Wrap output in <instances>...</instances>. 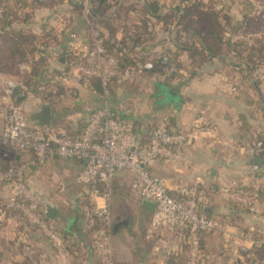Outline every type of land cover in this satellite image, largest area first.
<instances>
[{
    "label": "crops",
    "instance_id": "obj_1",
    "mask_svg": "<svg viewBox=\"0 0 264 264\" xmlns=\"http://www.w3.org/2000/svg\"><path fill=\"white\" fill-rule=\"evenodd\" d=\"M32 1L28 0L31 5H25L22 13L28 14L23 17L25 21L20 23L19 27L26 33H32L39 38H44L50 29H55V33H58L55 38L63 40L62 47H55V55H61L63 52L73 53L78 50L80 43L84 49L93 46L92 37L88 34L87 38L89 39L81 40V31L79 34L74 31L62 32L59 26L62 23V17L57 16L54 12L59 10L61 13L62 9L53 7L51 10L47 7L48 1L55 3L56 0H37L39 5L44 8L27 12L30 7L36 6ZM141 3L142 0H117L116 5L125 8L128 13L122 17L121 21H124L126 17L136 21L138 19L136 12L130 13L128 9L139 8ZM63 34L65 38L60 37ZM77 38L80 39V43L76 42ZM117 38H121L120 35L117 34ZM73 43L75 44L73 45ZM0 46L3 47H0V59L2 56H6V63L11 62L10 65L17 67L25 74L27 69L25 61L19 57H11L7 44L2 41H0ZM38 52L39 50L35 51V54ZM187 58L188 53L181 52L177 59L183 61L182 65L177 67L171 80L168 82L158 81L154 84V94L150 97L153 100L152 105H146L147 99L143 101L137 95L134 98L132 96L127 98L128 96L124 95L127 84L124 82L117 85L116 95L118 98L116 95L111 98V107L135 126L140 138L145 137L152 128L159 126L163 121H167V124H170V129L174 132L184 130L187 133L184 161L159 159L145 168L151 177L162 179L173 195L178 193L177 188L181 185L203 190L205 199L199 204V211L208 217L218 219L223 224L225 230L202 234L200 264H264V247L255 243L260 238L261 232L264 231V158L261 165H254L250 163V158L257 154L249 155L247 153L248 145L259 140L264 141V64L254 74L249 72L248 68L245 72L242 68L229 66L226 62L216 58L203 64L185 62ZM60 63L61 67L67 65L68 61H60ZM46 65L50 66V64ZM54 68L57 69L55 66ZM160 70L162 71L161 68ZM6 77L0 76V89L8 86ZM26 79L25 82H17L18 91L26 90L24 84H28L30 80ZM75 87L80 90L86 88L84 90L88 94L83 102L85 107H75L76 109L72 110L70 116L66 113L60 114L57 125L56 122L53 124L52 110V123L49 126L61 129L71 136H79L92 110L102 106L101 94L93 87L80 83L75 84ZM165 90L176 92L180 96L181 102L168 100ZM0 92L2 91L0 90ZM16 100H24V95L16 96ZM11 101H14V97L8 96L7 98L4 97L3 92L1 93L0 126L3 124L4 129L7 126L9 112V108L6 109V107ZM129 103H133V105H129ZM35 121L32 122L33 125H40L36 118ZM25 160L27 163L26 182L39 197L43 199L51 196L46 192L48 188L43 182L45 183L51 174H55L59 178L56 183L59 184L61 181L62 184V188L56 191L60 193L66 191L67 196L73 198L71 205L75 204L76 206H72L71 209L83 204L87 207L89 195L83 194L82 183L78 181V176L83 168L81 161L70 159L65 164L60 157L54 154L44 164L36 165L30 153ZM7 161L6 158L0 156V172L6 168ZM68 175L70 180L67 178ZM114 178V190L120 192V195L123 194L122 199L132 202L135 208L138 225L134 228L135 232L132 235L140 236L139 241L137 237L132 238V241L130 233H121L128 226L130 217L118 216L119 218L114 221L112 229H108L106 224L101 225L102 230L106 231L105 235L110 233L111 236L110 234L108 236L111 241L118 245V264H182L186 259L187 230L176 227L173 231L157 228L147 232L148 222L153 214L144 208L142 205L144 198L140 190L133 186L134 172L123 169L118 171ZM256 182L260 185L256 213L251 214L226 198V193L233 189L251 191ZM12 192L13 186L6 183L0 187V205L11 196ZM47 202L56 204L48 200L43 201V204ZM57 207L58 212L55 219L49 221L54 227L61 228L60 223L68 219L67 215L71 210L62 209L58 205ZM74 219L73 217L63 228V231L70 234L67 242L69 251L74 252L75 245L78 243L76 241L80 236L81 247L87 251L90 250L92 254L93 249L89 244L91 240L95 243L98 242L97 234L89 240L88 231L82 225L78 228L71 227L70 223L74 222ZM92 223L94 224L93 221H89L90 227ZM94 225L97 226V224ZM225 232L228 236L225 235ZM27 233H30L28 227ZM29 236V240L11 241L15 248L24 249V255H22L24 264H35L34 260L41 264H66L68 261L70 264H78V260L67 261L65 256H62V252L52 248L48 239H41L33 233H30ZM116 236H118V243H116ZM101 241L103 240L96 244L97 247L102 246V243L105 248L109 246ZM132 247L137 249V258L133 260L132 257H129ZM27 249L33 255H30ZM248 253L250 255H247ZM89 257V264H108L105 258L98 259L93 255ZM17 263L16 261L15 264Z\"/></svg>",
    "mask_w": 264,
    "mask_h": 264
},
{
    "label": "built area",
    "instance_id": "obj_2",
    "mask_svg": "<svg viewBox=\"0 0 264 264\" xmlns=\"http://www.w3.org/2000/svg\"><path fill=\"white\" fill-rule=\"evenodd\" d=\"M93 39V46L84 49V60L77 59L70 66L73 75L79 80L83 77L89 85L88 79L96 76L103 86L102 106L92 110L79 136H70L64 131L50 128L39 130L26 122L21 108H10L7 128L0 133V155L10 161V166L0 172V179L17 182L18 186L13 188L8 207L31 212L29 215L33 216V221L29 222L44 233L55 250L62 252L65 239L50 221L44 219V212L40 209L42 203L39 200L29 202L27 197L30 195L24 192L27 188L25 158L28 153L39 164H44L54 154L82 160L84 165L78 181L90 187L96 196L100 194L99 184H103L108 192L115 174L129 169L135 174L133 186L140 190L144 199L156 202V209L149 223L150 229L162 226L188 230V259L183 264H197L202 257L201 235L211 230H225L223 224L199 211V204L205 199L203 190L181 185L177 188V195H173L162 179L151 177L145 168L159 159L184 161L188 135L184 130L168 131L167 121H163L152 132L149 144H139L131 132V123L119 121L112 112L110 85L114 80L124 83L132 74H140L142 69H120L116 59L106 54L97 31L93 33ZM145 69L150 70L151 64ZM9 86L12 90L17 87L13 82ZM263 148V142L259 140L248 145L247 153L255 155ZM259 187L256 182L251 191L233 189L226 193V198L254 214L257 212ZM100 207L101 211L106 212V206ZM109 224L110 221L106 222L107 226ZM105 233V230L99 231L98 239L104 238ZM225 235L228 236L226 232ZM255 243L264 246V231Z\"/></svg>",
    "mask_w": 264,
    "mask_h": 264
},
{
    "label": "rangeland",
    "instance_id": "obj_3",
    "mask_svg": "<svg viewBox=\"0 0 264 264\" xmlns=\"http://www.w3.org/2000/svg\"><path fill=\"white\" fill-rule=\"evenodd\" d=\"M110 1L112 2V0ZM113 1L115 2L114 4L108 5L107 2L101 3L99 0H56L55 3L54 2L50 3L48 1L47 7L51 10H53V7L54 8L56 7L57 9L60 7L62 9L61 13L59 10L58 11L55 10L54 12L57 16L62 17V23L59 25L62 32L64 31V33H66L70 31H74L75 33L77 32L79 34L81 31L82 32L80 34L81 40L89 39L87 38L88 31L92 35L96 31L98 33L103 32V30L106 32L104 21L108 19L112 20L111 24L113 25L114 28H116L115 30L116 35L118 34L122 38L125 32L127 31L129 32L127 36L128 48H126V50L127 49L129 50L130 46L134 44L136 32H142V33L144 32L142 28L138 27L139 24L141 25V22L138 21L141 15V11H140L141 8H138L137 12L135 13L138 16V19L136 21L129 19V17H126L124 21H121L122 17L123 16L125 17L128 14L126 12L127 10H125V8H121L117 6L116 5L117 0H113ZM172 1L173 0H166L165 2L168 6ZM223 3L225 4L224 6H222V4L219 3H217V5L220 8L229 10L230 14L234 16V22L240 20L244 15V13L250 12V0H223ZM258 6L260 7L259 4ZM41 8L44 7L37 4L35 7H30L29 10H27V12H32L34 9H41ZM149 24H150L149 30L152 31L151 32L152 36L146 37V35L141 34L142 42L140 44H137L134 51L132 52L133 56L136 58L138 63L141 64V68H137V69L133 68V70L137 71L138 69L139 70L142 69V72H140V74L138 73L132 74L131 76L128 77V79L126 80L127 83H125L127 85L125 87L126 91H124L125 93L124 95L128 96L127 98H130L131 96L134 98L135 95H137L138 97H141L143 101L147 99L146 105L148 104L150 106L153 103V100L150 97L154 94V86H155L154 84L158 81L168 82L169 78L167 74H169V72H171L172 70L175 71L178 67V63L172 59L175 58L174 52L177 50L176 44L174 43L173 39H171V37L176 38L175 35L173 33L168 35L170 31L165 29L163 23H160L157 20L152 19V21H150ZM233 25L235 24L233 23ZM56 33H55V29L53 28L50 29L48 35L43 38V41H45L46 44L41 45L40 47V50L43 49L45 50L44 51L39 50L37 54L33 53L34 55L29 53V55H27L28 58L23 59L25 61V65L27 68L25 70V74H23L17 67L10 65L12 64L11 62L8 63L0 62V76H7L6 80L8 85L1 88L0 90L3 92L4 97L7 98L8 96L10 98L14 97V101H11L8 104V107H6V109L9 108L10 110V108L12 107L21 108L24 117L26 119V122H28L29 125L36 127L39 130L50 128L56 131L57 130L63 131L61 129L52 128L49 126L44 127V126L32 124V122H36L35 114L41 109V107H43L44 105H49L52 108L54 114L53 124L56 122L57 125L59 121L58 116L60 114L66 113L68 116H70L72 115V110L76 109L75 107L84 108L85 104L83 102L86 100L85 97H87L88 94L87 92H85L86 88L80 90L75 87V84L77 83H80L84 86H89V85L86 83L83 77L79 80L77 77L73 75V70L70 69L71 66L70 62H68L67 65L60 67L61 63L59 61V58L65 57L66 60H68L69 53L63 52V54L61 55L54 54L55 47L61 46V44L63 43V40H58L55 38ZM229 33L232 34L231 28L229 29ZM60 37L65 38V35L63 34ZM236 37L237 36L235 35V39ZM76 42L80 43V39L77 38ZM178 42L185 47H190L192 45H195V42L193 43L192 40H188L186 37L180 38ZM74 44L75 43H73V45ZM83 52H84V48L83 46H81L80 43L78 50L74 51L73 53L83 54ZM162 54H164L163 62H165L166 59V63H167V64H163L162 71L166 72L169 69L168 73L152 72L151 69L150 70L145 69V67L150 64L149 62L153 58H156ZM140 59L145 60L144 61L145 63L140 62ZM188 61L192 64H199L201 62V58L198 56L191 57L190 55V57L187 58L185 62ZM40 62H42L43 65L41 67H38V64ZM181 62L183 61L181 60ZM46 64H50V66ZM54 66L57 67V69L54 68ZM205 73L206 75H208L207 72ZM33 75L34 77L33 79H31ZM25 79L27 81L30 79L32 80V82L31 83L28 82V84H24L26 86L25 91H21V90L18 91L19 88L17 82H25ZM12 82L17 85V87L13 90L9 86V84ZM2 92H0V95ZM20 95H24V100H16V96H20ZM116 96L118 98V95ZM127 101H130V99H127ZM129 105H133V103H129ZM2 108L5 109V107ZM3 127L4 126L2 124L0 126V133L3 131L4 129ZM133 128H135V126H133ZM60 158L62 161H64L65 164H67L66 163L67 160H70L68 158H63V157ZM33 162L34 164L39 165L38 160H33ZM65 167L67 166L65 165ZM67 178L68 180H70L69 175ZM57 181H59V178H57L55 174H51V177L47 179L45 183L43 182V184H45L46 187L48 188V191L46 192H48L49 195H51L47 198L42 199L41 197H39V195H37L36 192L33 189H31V186L30 187L28 186V183H26L27 188H25L26 190L24 192H27V194L30 195L29 197H27V200H29V202L34 203L35 200L37 201L39 200V202L43 204V201L45 202V200H48V201H52L53 203H56L62 209L64 208L66 210H71L67 215L68 219L60 223L61 228H58L59 230L62 231L63 228L66 227L67 223L74 217L75 218L74 222L70 223L71 227L78 228L80 225H82L88 231L87 237H89V240H91L92 236H95L97 233H99V231L101 232L102 230V228L98 227V223L97 226L94 225L96 224V221L101 223V225H104L106 224V222L110 221L108 229H112L114 221H117V219L119 218L118 216L130 217V222L128 223V226L126 227V229L124 228L123 231H121V233L123 234L130 233L131 240L132 238L137 237L139 241L140 236L132 235V233L135 232L133 231L134 228L136 227V225H138V216L135 214V208L132 202H130L129 200L126 201V199L123 200L122 199V197H124L123 194L120 195V192L118 193V191H115L114 187H112L111 190H109L108 192L105 191L106 188H103L102 190H100L99 196H96L94 193H92L90 187L82 184L83 187L81 191H83V194H87V196L89 195L87 198L89 203H87V207L84 206L83 204L81 205L82 207L77 206L74 209H71L72 206H76L75 204L71 205L73 198L71 196L68 197L66 191L65 193H60L56 191L62 188L61 181L59 184L56 183ZM5 183L9 186H13V188L18 186L17 182L16 183L13 181L7 182L5 180L0 179V187ZM5 201H6L5 205L4 204L0 205V264H15L16 261L18 262L17 264H24L22 261L23 258L22 255H24V249L15 248L12 245L13 242L11 243V241L17 242L18 239H23V240L28 238L30 239L29 236L30 233L31 234L33 233L35 235L41 234L43 236V237L41 236V239L47 240L48 238H46L44 233H42L40 230L31 228L30 222L33 221V216L29 215L31 212H27L26 209L18 211L16 208L13 207L11 209L8 207L9 198L6 199ZM123 201H124V205L126 206L123 205ZM100 206H106L105 207L106 212L101 211L102 209H100L101 208ZM24 213L25 214L28 213V214L25 215ZM76 219L78 220L76 221ZM151 219L152 217L150 218L148 223H150ZM89 221L94 222V224L93 223L91 224V227ZM149 226L150 225H148L146 229L147 232H151ZM27 227L30 233H27ZM158 228H166L167 230L170 231L174 230V228H168L162 226ZM211 231H218V230H211ZM108 234L110 233H107L106 235L104 234V238H100L97 240L98 242H100V240H103L105 243L109 244V246H106V248L102 243L103 241H101L102 246L99 245L100 247L96 246L98 242L95 243L92 240L90 241L89 246L90 248L93 249L92 254L90 250L87 251L83 247H81L80 244L82 241H80V236L78 237V241H76L78 243H76L74 248L75 250L73 253L72 251L71 252L69 251V248L67 247L68 241L65 240V246L62 251V256L63 257L65 256V259H67V261L70 259L78 260V264H89L88 258H90L89 256L92 255L93 257H96L98 259L105 258L106 262L108 261V264H118V260H119L118 259L119 251L117 247L118 245L114 244L113 241H111L110 239L111 234L110 236H108ZM118 236H116V243H118ZM187 242H188V237H187ZM78 244L79 246H77ZM27 250L29 251V249ZM28 253L30 255H33L31 254L30 251ZM130 254L131 255L129 257H132V260L137 258V249L135 247H132V250L130 249ZM247 255L250 254L248 253ZM34 263L41 264L40 262L38 263L35 260ZM66 264H70V261H68ZM197 264H200V260H198Z\"/></svg>",
    "mask_w": 264,
    "mask_h": 264
},
{
    "label": "trees",
    "instance_id": "obj_4",
    "mask_svg": "<svg viewBox=\"0 0 264 264\" xmlns=\"http://www.w3.org/2000/svg\"><path fill=\"white\" fill-rule=\"evenodd\" d=\"M99 1L101 3L107 2L108 5L115 3L113 0L112 2L110 0ZM32 2L36 5L39 4L37 0H33ZM217 3L222 4V6L225 5L223 0H173L168 6L166 2L162 0H142L139 6V8H141V15L138 19L141 25L139 24L138 27L142 28L144 32H136L134 44L130 46L129 50H126V48H128L127 36L129 32H125L122 38H117L115 34L116 28L111 24L112 20L108 19L104 21L106 32L103 30V32H99V34L102 38L106 54L113 56L116 59L117 66L122 70L127 68H141V64L138 63L132 52L136 45L142 42L141 34L146 35V37L152 36V31L149 30V22L154 19L163 23L165 29L170 31L168 35L172 33L175 35L176 38L171 37V39H173L176 44L177 51L174 52L175 58L172 59L178 63V66L182 65V62L179 61L177 57L181 52L185 51L188 53V58L190 55L191 57H200L201 64L216 58L226 62L229 66L242 68L245 72H247L248 68L249 72L255 74L264 64V0H255V2L254 0H250V12L244 13L242 18L237 22H234V16L230 14L229 10L220 8ZM26 4H30L28 0H0V41L7 44L11 52V57H19L22 60L28 58L27 53L35 54V51L40 50L41 45H45L44 43H46L43 41V38H39L32 33H26L20 29V23L25 21L23 17H26L28 14L21 12L24 10ZM137 10L138 8L133 7L129 8L128 11L131 13L132 11L137 12ZM233 23L235 25H233ZM230 28L232 34L229 33ZM88 35L92 37L93 43V35L90 34L89 31ZM235 35L237 36L236 39ZM184 37L188 40H192L193 43L195 42V45L190 47L182 46L178 40ZM0 47L3 48L2 46ZM163 55L164 54L153 58L149 62L152 72L168 73L169 69L166 72L160 70L163 64H167L163 62ZM5 59L6 56H2L0 62L5 63ZM77 59L84 60V57L82 54H68L67 61L70 62V64ZM144 61L145 60L140 59V62L145 63ZM42 65L43 63L40 62L38 67ZM171 72L167 74L169 80H171L172 75L175 74V71L172 70ZM33 77L34 75L31 79H33ZM29 82L31 83L32 80H29ZM88 82L90 87H93L98 93H102L103 86L99 77H91L88 79ZM117 85H119V83H117L116 80L111 82L110 95L112 97L116 95ZM112 112L119 121H128L124 116H120L114 108H112ZM157 127L158 126L152 128L145 137L140 138L131 123V132L137 138L140 145H147L150 142L152 132L157 129ZM167 128L168 131L174 132L170 129V124H167ZM261 141L264 147V141ZM70 159L79 160L75 158ZM79 161L84 165L82 160ZM7 162L6 168L1 171L9 168L10 161L8 160ZM114 180L115 178H113L111 188L114 187ZM99 188L102 190L104 185L99 184ZM5 203L6 201L3 204L5 205ZM40 209L43 211V206H41ZM44 219L46 218L44 217ZM97 223L98 227L101 228V223L96 221V224ZM30 226L33 229L39 230L35 225L30 224ZM56 230L68 241L69 233L63 230L61 231L58 228H56ZM41 236V234H36V237L41 238ZM188 251L189 244L187 242L186 259L183 263L188 259Z\"/></svg>",
    "mask_w": 264,
    "mask_h": 264
},
{
    "label": "water",
    "instance_id": "obj_5",
    "mask_svg": "<svg viewBox=\"0 0 264 264\" xmlns=\"http://www.w3.org/2000/svg\"><path fill=\"white\" fill-rule=\"evenodd\" d=\"M59 60L61 62H64L66 61V58L61 57L59 58ZM165 96L168 100H171L172 102H181L180 96L172 90H165ZM35 118L41 126H50L52 123V108L49 105H44L35 114ZM263 158H264V149H261L258 151L256 156L250 158V163L254 165H261L263 163ZM142 205L150 213L153 214L155 212V209H156L155 201L143 199ZM43 207H44V217L47 220L55 219L57 212H58L57 205L47 202L43 204Z\"/></svg>",
    "mask_w": 264,
    "mask_h": 264
}]
</instances>
